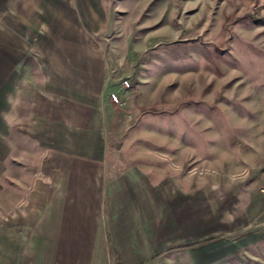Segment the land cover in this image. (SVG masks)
<instances>
[{"label":"rangeland","instance_id":"1","mask_svg":"<svg viewBox=\"0 0 264 264\" xmlns=\"http://www.w3.org/2000/svg\"><path fill=\"white\" fill-rule=\"evenodd\" d=\"M62 1L66 9L56 10ZM38 4L60 18L0 26L8 39L0 49L18 56L0 57V108L7 97L13 119L5 124L0 114V213H27L30 193L48 174L50 154L24 136L30 122L14 119L27 117L31 94L44 88L50 51L97 46L109 57L107 91L121 99L111 108L119 115L112 141L120 137L124 156L150 162L153 178L199 191V213H176L185 227L199 223L192 264H264V0Z\"/></svg>","mask_w":264,"mask_h":264},{"label":"crops","instance_id":"2","mask_svg":"<svg viewBox=\"0 0 264 264\" xmlns=\"http://www.w3.org/2000/svg\"><path fill=\"white\" fill-rule=\"evenodd\" d=\"M38 1L0 0V26H38L40 16L46 24L60 18V12ZM62 4L56 10L66 9ZM1 40L8 41L6 36ZM78 48L50 51V66L43 60L48 65L44 88L31 94L27 117L14 119L30 122L24 136L43 145L50 163L44 165L48 174L30 193V210L0 213V264L197 262L200 247L189 241L199 234V223L191 220L185 227L176 213H199L198 203L193 204L198 189L185 190L177 179L153 178L145 158L124 156L127 148L120 137L113 142L108 134L119 122L111 109L118 104L108 98V53L97 46ZM0 57L18 58L6 46ZM4 100L0 114L6 124L13 119Z\"/></svg>","mask_w":264,"mask_h":264},{"label":"built area","instance_id":"3","mask_svg":"<svg viewBox=\"0 0 264 264\" xmlns=\"http://www.w3.org/2000/svg\"><path fill=\"white\" fill-rule=\"evenodd\" d=\"M121 84L124 87H128L130 85V82L128 79H122ZM108 98L110 99L111 102L113 103H121L120 95L118 92L115 91H109L108 93Z\"/></svg>","mask_w":264,"mask_h":264}]
</instances>
